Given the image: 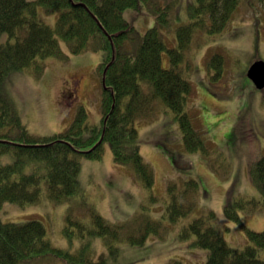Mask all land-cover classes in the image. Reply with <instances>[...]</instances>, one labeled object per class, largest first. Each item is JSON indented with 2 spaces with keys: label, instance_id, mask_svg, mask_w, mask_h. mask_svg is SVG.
<instances>
[{
  "label": "rangeland",
  "instance_id": "obj_1",
  "mask_svg": "<svg viewBox=\"0 0 264 264\" xmlns=\"http://www.w3.org/2000/svg\"><path fill=\"white\" fill-rule=\"evenodd\" d=\"M191 1L148 0L139 10L126 9L123 17L133 32L123 41L122 51L136 52L146 30L156 23L154 11L164 7H168V21L159 35L167 48L176 47L178 28L192 20ZM38 11L48 26L56 25L60 11L48 12L43 7ZM215 54L223 55L224 69L212 78L215 71L209 60ZM161 58L162 66L170 68L167 51ZM100 60L99 51L48 58L41 75L17 72L4 82L6 96L16 105L29 135L48 138L66 131L80 107L89 126L101 125ZM257 61L264 62V0H239L222 32L210 35L205 27L196 26L177 70L191 84L188 117L206 150H186L181 122L156 99L135 119L141 155L153 171L152 189L144 187L130 164L114 160L109 143L104 144L100 159L77 154L83 195L59 202L41 197L32 204L4 203L0 208L2 223L42 221L49 242L67 260L48 255L19 264H71L76 262L73 257L102 264H204L208 251L192 245L194 237L185 238L183 231L209 213L214 214V224L228 245L241 249L249 244L246 230L264 229V199L251 175L252 166L264 155V90L255 89L246 75ZM141 87L148 91L151 86L141 81ZM190 179L200 187L192 212L177 223L165 220L169 183L180 186ZM227 205L237 211L232 217L225 213ZM93 214L120 226V233L91 235ZM69 218L81 228L67 226ZM150 222L154 230L145 231Z\"/></svg>",
  "mask_w": 264,
  "mask_h": 264
},
{
  "label": "trees",
  "instance_id": "obj_2",
  "mask_svg": "<svg viewBox=\"0 0 264 264\" xmlns=\"http://www.w3.org/2000/svg\"><path fill=\"white\" fill-rule=\"evenodd\" d=\"M147 1L0 0V208L4 203L32 204L41 197L59 202L83 195L77 154L87 159H100L107 143L114 160L130 164L144 187L150 190L154 182L153 171L141 155L135 119L137 114L146 113L156 99H161L174 118L181 122L186 150H206L203 138L188 117L191 84L177 67L193 29L205 27L210 35L222 32L239 0H192L189 4L192 20L178 28L174 48H167L159 35V29L168 21V7L156 9V23L146 30L136 52H124L122 43L133 29L124 19L123 12L128 8L139 10ZM39 7L48 12L60 11L54 27L39 17ZM85 51L101 52L98 66L101 83L103 79L101 125L89 126L85 109L80 107L66 131L48 138L29 135L16 105L6 96L4 82H9L17 72L41 75L46 59L67 58ZM163 51L168 52L170 68L162 66ZM209 66L215 71L212 78L219 77L224 69L223 55H213ZM141 81L148 82L150 90H143ZM16 128L20 131L18 134ZM254 164L252 179L264 199V155ZM169 184L163 215L165 220L177 223L192 212L200 187L193 179L180 186L176 182ZM224 209L229 217L237 212H232L229 205ZM68 221L67 226L81 228L77 220L69 218ZM214 223V214L209 213L194 219L183 231L185 238L194 237L192 245L208 251L204 264H264V229L260 232L246 230L249 244L235 249L226 243ZM149 226L145 231L154 230L153 224ZM119 227L106 223L99 214H93L88 232L95 236L115 237L120 233ZM145 231L136 239L137 243ZM132 239L129 242H133ZM60 251L49 242L45 225L40 220L0 222V264H19L48 255L66 260L61 258ZM73 260L76 262L71 264H102L79 257H73Z\"/></svg>",
  "mask_w": 264,
  "mask_h": 264
},
{
  "label": "water",
  "instance_id": "obj_3",
  "mask_svg": "<svg viewBox=\"0 0 264 264\" xmlns=\"http://www.w3.org/2000/svg\"><path fill=\"white\" fill-rule=\"evenodd\" d=\"M247 77L255 84L257 89L264 88V62H255L248 70Z\"/></svg>",
  "mask_w": 264,
  "mask_h": 264
},
{
  "label": "flooded vegetation",
  "instance_id": "obj_4",
  "mask_svg": "<svg viewBox=\"0 0 264 264\" xmlns=\"http://www.w3.org/2000/svg\"><path fill=\"white\" fill-rule=\"evenodd\" d=\"M75 83V82H74ZM74 85V84H73ZM75 90V89H74Z\"/></svg>",
  "mask_w": 264,
  "mask_h": 264
}]
</instances>
